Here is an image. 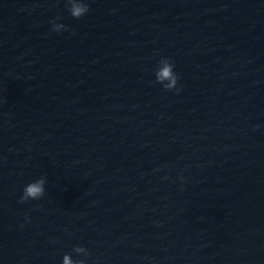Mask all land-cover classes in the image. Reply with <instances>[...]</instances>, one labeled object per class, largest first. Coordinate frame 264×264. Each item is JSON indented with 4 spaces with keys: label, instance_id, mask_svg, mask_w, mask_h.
I'll return each mask as SVG.
<instances>
[{
    "label": "water",
    "instance_id": "obj_1",
    "mask_svg": "<svg viewBox=\"0 0 264 264\" xmlns=\"http://www.w3.org/2000/svg\"><path fill=\"white\" fill-rule=\"evenodd\" d=\"M87 3L0 0V264H264V0Z\"/></svg>",
    "mask_w": 264,
    "mask_h": 264
},
{
    "label": "clouds",
    "instance_id": "obj_2",
    "mask_svg": "<svg viewBox=\"0 0 264 264\" xmlns=\"http://www.w3.org/2000/svg\"><path fill=\"white\" fill-rule=\"evenodd\" d=\"M65 3L70 15L73 18L78 19L84 16L89 11L87 0H65ZM58 19L59 17H56L54 20L49 21V23L51 24V30L55 32L68 30L66 25L56 22V20ZM174 66V61H172L170 57H161L157 61V65L154 70V83L160 84L166 91L175 90L178 93L180 91V87H177L179 74L174 71ZM255 127L258 126H254V129ZM156 170L158 171L159 169ZM161 179L168 180L170 179V177L165 174L161 177ZM178 180L180 182V190H183L184 185L187 183V178L183 175H180L178 176ZM46 182L47 181L44 176H40L35 180L28 182L23 187L19 200L21 202H27L29 200H39L45 195ZM20 227H23V225H21ZM73 252L76 253L78 257L84 258L73 259L70 254L65 253L62 257V264H87L86 258L90 255V253L86 247L75 245L73 246Z\"/></svg>",
    "mask_w": 264,
    "mask_h": 264
}]
</instances>
